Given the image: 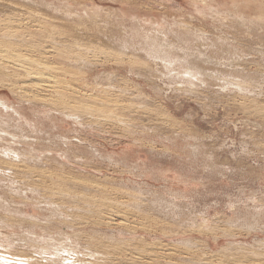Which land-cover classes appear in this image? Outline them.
Returning <instances> with one entry per match:
<instances>
[{
  "label": "rangeland",
  "instance_id": "rangeland-1",
  "mask_svg": "<svg viewBox=\"0 0 264 264\" xmlns=\"http://www.w3.org/2000/svg\"><path fill=\"white\" fill-rule=\"evenodd\" d=\"M195 1L0 0L56 68L26 90L0 76V152L21 155L0 161V238L33 258L64 240L89 264H264V0ZM74 99L91 107L79 118Z\"/></svg>",
  "mask_w": 264,
  "mask_h": 264
},
{
  "label": "bare ground",
  "instance_id": "bare-ground-1",
  "mask_svg": "<svg viewBox=\"0 0 264 264\" xmlns=\"http://www.w3.org/2000/svg\"><path fill=\"white\" fill-rule=\"evenodd\" d=\"M14 1V0H13ZM23 1V0H22ZM195 1V0H194ZM25 2V1H24ZM196 2V1H195ZM9 3V2H8ZM7 3V4H8ZM12 3H14V2H12ZM9 4V5H3V4H1V6L0 7H5V8H7V10L9 9L10 10V8H16L17 7V5H16V3L15 4ZM197 3H200L201 5H203V7H206L207 8V11H210V12H214V10L212 9V8H210V6H208L207 4H206V2H205V0H200L199 2H197ZM37 4V3H36ZM263 4V3H262ZM195 5V4H194ZM198 5V4H197ZM210 5V4H209ZM36 6V5H35ZM23 6H21L20 8H22ZM28 7V6H27ZM37 7V6H36ZM197 7V6H196ZM195 7V8H196ZM199 7V6H198ZM2 8V9H3ZM25 8H26V6H25ZM34 9V8H33ZM198 9V8H197ZM21 10H23V8L21 9ZM45 10V9H44ZM12 11V10H11ZM10 11V12H11ZM63 11V10H62ZM205 11V10H204ZM16 12V11H15ZM24 12H25V10H24ZM27 12V11H26ZM38 12V11H37ZM6 13V12H5ZM198 13V12H197ZM204 13V12H203ZM220 13V12H219ZM25 14V13H24ZM39 14V13H38ZM58 14V13H57ZM5 15V14H4ZM71 15V14H70ZM212 15V14H211ZM52 16V15H51ZM56 16V15H55ZM67 16V15H66ZM217 16V15H216ZM7 17V16H6ZM215 17V16H214ZM53 18V17H52ZM235 18V17H234ZM244 17L242 16V15H238V19H239V21H240V23H242L243 21L242 20H244L243 19ZM246 18V17H245ZM7 19H10V18H7ZM28 19H29V17H28ZM132 20H134V21H136V23H141L142 22V24L145 22V20H144V22L139 18V17H132L131 18ZM247 19V18H246ZM11 20V19H10ZM41 20V19H40ZM258 20H259V22L261 21V23L262 22H264V20H263V17L261 16V17H259L258 18ZM5 21H6V19H5ZM13 21V20H12ZM23 21V20H22ZM166 21V20H165ZM233 21V20H232ZM2 22H4V21H2ZM2 22H0V76H2V77H4V76H8L9 74L10 75H14L13 77H15L16 76V80H15V83L19 86V89L20 90H26V89H32V87H34V88H36L37 87V85L39 84V83H48L49 81L47 80V78L49 79V77H50V79L51 78H53L52 77V75L54 74V73H56V68L55 67H48V66H46L45 64H44V62H42L41 61V59H39V58H34L36 55V53L37 54H40V51H39V49L37 48V46H31L30 44H28L27 43V41H25V40H27V38L24 40V37H26L23 33H21L20 31H18V29H20L19 28V25H18V22H17V24H16V22H11V21H7V22H5V23H3L2 24ZM20 22V21H19ZM45 22V21H44ZM244 22H245V20H244ZM243 22V23H244ZM27 23V22H26ZM35 23V22H34ZM47 23V22H46ZM112 23V22H111ZM25 24V23H24ZM40 24V23H39ZM167 24V23H166ZM217 24V23H216ZM254 24V23H253ZM46 25V24H45ZM234 25H235V22H234ZM252 25V24H251ZM263 25V24H262ZM260 23H259V26H262ZM16 27H18V28H16ZM253 27V26H252ZM45 28V27H44ZM81 28V27H80ZM222 28V27H221ZM254 28V27H253ZM159 29V28H158ZM241 29V28H240ZM243 29V28H242ZM241 29V30H242ZM82 30V29H81ZM113 30V29H112ZM114 31V30H113ZM193 31V30H192ZM74 32V31H73ZM80 32V31H79ZM125 32V31H124ZM178 32V31H177ZM216 32V31H215ZM112 33V32H111ZM116 33V32H115ZM196 33V32H195ZM259 33V32H258ZM75 35V34H74ZM109 35V34H108ZM113 35V34H112ZM126 36V35H125ZM204 36V35H203ZM29 37V36H28ZM37 37V36H36ZM118 37H119V35H118ZM147 37V36H146ZM146 37H145V39H146ZM154 37V36H153ZM131 38V37H130ZM129 38V39H130ZM158 38V37H157ZM202 38V37H201ZM213 38V37H212ZM56 39V38H55ZM75 39V38H74ZM149 39H151V38H147L146 39V41L148 42V43H150V44H153V48L151 49V52H152V54H153V51L152 50H157V48H159L158 46L155 48L154 47V44L156 43V41H154L153 39L152 40H149ZM156 39V38H155ZM166 39V38H165ZM164 39V40H165ZM156 40H158V39H156ZM163 40V41H164ZM173 40V39H172ZM196 40V39H195ZM206 40V39H205ZM216 40V39H215ZM76 41V40H75ZM213 41V40H212ZM165 42V41H164ZM222 42V41H221ZM61 43V42H60ZM77 43V42H76ZM166 43V42H165ZM179 43V42H178ZM190 43V42H189ZM262 43V42H261ZM159 44V43H158ZM222 44V43H221ZM155 45H157V44H155ZM160 45H161V43H160ZM182 45V44H181ZM180 45V46H181ZM186 45V44H185ZM162 46V45H161ZM169 46V45H168ZM165 47V46H164ZM172 47H173V45H172ZM83 48V47H82ZM162 49H163V47H161ZM171 48V47H170ZM226 48V47H225ZM232 48H233V46H232ZM106 49V48H105ZM161 49V50H162ZM165 49H166V47H165ZM164 49V50H165ZM167 49H168V47H167ZM198 49V48H197ZM45 50V49H44ZM78 50V49H77ZM108 50V49H107ZM159 50V49H158ZM168 50H170V49H168ZM181 50V49H180ZM204 50V49H203ZM59 51V50H58ZM57 51V52H58ZM150 51V50H149ZM171 51V50H170ZM169 51V52H170ZM200 51V50H199ZM125 52V51H124ZM157 52V51H156ZM189 52V51H188ZM32 53H34V54H32ZM163 53V52H162ZM207 53V52H206ZM89 54V53H88ZM96 54V53H95ZM103 54V53H102ZM107 54V53H106ZM148 54V53H147ZM158 54V53H157ZM174 54V53H173ZM205 54V53H204ZM71 55V54H70ZM124 55V54H123ZM149 55H150V53H149ZM155 55V54H154ZM165 55V54H164ZM163 55V56H164ZM209 55V54H208ZM153 56V55H152ZM166 56H168V55H166ZM174 56H176V55H174ZM189 56V55H188ZM205 56V55H204ZM170 57V56H169ZM206 57H208V56H206ZM213 57V56H212ZM70 58V57H69ZM124 59V58H123ZM176 59V58H175ZM187 59H189V57L187 58ZM186 59V60H187ZM195 59V58H194ZM208 59V58H207ZM216 59V58H215ZM169 60V59H168ZM93 61V60H92ZM133 61V60H132ZM99 62V61H98ZM157 62V61H156ZM169 62V61H168ZM193 62V61H192ZM243 62V61H242ZM189 63H191V61L189 62ZM144 64V63H143ZM183 64V63H182ZM88 65H89V63H88ZM164 65H165V62H164ZM170 65V64H169ZM174 65V64H173ZM178 65V64H177ZM186 65V64H185ZM195 65V64H194ZM193 65V63H192V65L188 68V70L186 71V72H183V73H187L188 74V78H189V80H191V81H193V80H196L197 79V76H199L200 74H202V72L200 71V70H197L196 69V67ZM241 65V64H240ZM243 66V65H242ZM135 67V66H134ZM148 67V66H147ZM146 67V68H147ZM157 67V66H156ZM170 67H171V65H170ZM149 68V67H148ZM168 68V67H167ZM199 68V67H198ZM201 69V68H200ZM203 69V68H202ZM207 69V68H206ZM214 69V68H213ZM204 70V69H203ZM220 70V69H219ZM230 71V70H229ZM239 71V70H238ZM151 72V71H150ZM181 72V71H180ZM205 72V71H204ZM216 72V71H215ZM237 72V71H236ZM158 73V72H157ZM163 74V73H162ZM243 74V73H242ZM55 75V74H54ZM145 75V74H144ZM215 75V74H214ZM222 75V74H221ZM223 75H224V73H223ZM252 75V74H251ZM259 75V74H258ZM142 76V75H141ZM146 76H147V73H146ZM247 76V75H246ZM149 77V76H148ZM172 77V76H171ZM248 77V76H247ZM256 77V76H255ZM185 79V78H184ZM193 79V80H192ZM223 79V78H222ZM250 79V78H249ZM8 80V79H7ZM11 80V79H10ZM148 80V79H147ZM182 80V79H181ZM213 80V79H212ZM38 82V83H34V82ZM152 81V80H151ZM166 81V80H165ZM177 81V80H176ZM253 81V80H252ZM57 82V80L56 81H53V83H56ZM84 82V81H83ZM212 82V81H211ZM180 83V82H179ZM184 83V82H183ZM214 83V82H213ZM226 83V82H225ZM231 83V82H230ZM240 83V82H239ZM152 84V83H151ZM192 84V83H191ZM196 84H197V82H196ZM227 84V83H226ZM241 84V83H240ZM262 84V83H261ZM35 85H36V87H35ZM97 85V84H96ZM194 85V84H193ZM212 85V84H211ZM215 85H217V84H215ZM42 86V85H41ZM183 86V85H182ZM243 86V85H242ZM248 86V85H247ZM250 86V85H249ZM42 88V87H41ZM40 88V89H41ZM52 88V87H51ZM154 88V87H153ZM182 88V87H181ZM213 88V87H212ZM256 88V87H255ZM39 89V90H40ZM239 89V88H238ZM252 89V88H251ZM259 89V88H258ZM157 90V89H156ZM188 90V89H187ZM196 90H197V88H196ZM247 90V89H246ZM254 90V89H253ZM41 91V90H40ZM109 91V90H108ZM113 91V90H112ZM197 91H199V90H197ZM204 91V90H203ZM219 91V90H218ZM234 91V90H233ZM249 91V90H248ZM255 91V90H254ZM125 92V91H124ZM241 92V91H240ZM31 93V92H30ZM57 97H62L61 95H60V93L58 92V91H54L53 92ZM195 93V92H194ZM206 93V92H205ZM225 93V92H224ZM260 93V92H259ZM73 94H74V92H73ZM226 94V93H225ZM76 95V94H75ZM111 95V94H110ZM64 96V95H63ZM197 96V95H196ZM14 97V96H13ZM250 97V96H249ZM16 98V97H15ZM77 98V97H76ZM84 99V98H83ZM90 98L89 97H85V101L86 102H89L88 100H89ZM22 101V100H21ZM91 102V101H90ZM29 103V102H28ZM31 103V102H30ZM147 103V102H146ZM95 104H97V103H95ZM101 106V105H100ZM119 107V106H118ZM67 108V107H66ZM69 109H71L68 113H67V115H69L70 117H74V118H76V117H78V113H80V112H82V111H89L90 110V106L88 105V104H85V103H83L82 102V100H81V102L80 101H77L76 99H74V101H73V103L71 104V106H69L68 107ZM116 108V107H115ZM253 109V108H252ZM5 111V112H8L9 110H10V108L8 107V105L5 103V101H3V100H1L0 99V111ZM254 110V109H253ZM11 112H13L14 113V115H17V116H19L20 114H18L15 110H13V109H11ZM64 112V111H63ZM259 112V111H258ZM255 113H256V111H255ZM143 114H144V112H143ZM253 114H254V112H253ZM13 115V116H14ZM148 115V114H147ZM257 115H259V114H257ZM260 116V115H259ZM79 118V117H78ZM125 118V117H124ZM136 119V118H135ZM76 121V120H75ZM136 121V120H135ZM18 123V122H17ZM127 124V123H126ZM5 128V127H4ZM261 128V127H260ZM1 129V128H0ZM9 130V129H8ZM254 131V130H253ZM1 132V131H0ZM12 132V131H11ZM16 132V131H15ZM47 132V131H46ZM259 132V131H258ZM2 133V132H1ZM6 133V132H5ZM12 134V133H11ZM22 135V134H21ZM38 136V135H37ZM30 137V136H29ZM18 138V137H17ZM22 138V137H21ZM1 139V138H0ZM250 139V138H249ZM252 139V138H251ZM22 141V140H21ZM37 144V143H36ZM48 144V143H47ZM51 145H52V143H51ZM50 146V145H49ZM96 147V146H95ZM52 148H54V146L52 147ZM11 152H10V154H9V152H0V161L3 163V164H5L6 166H10L11 168H13L14 166L16 167V165L17 164H15V163H12L13 162V154L15 153V155L14 156H16V157H18V155H20V154H18L17 152H14L13 150H10ZM81 153V152H80ZM72 154V153H71ZM3 155V156H2ZM21 156V155H20ZM19 156V157H20ZM74 156V155H73ZM42 157V156H41ZM83 158V157H82ZM20 159H22V158H20ZM19 159V160H20ZM111 159V158H110ZM32 160V159H31ZM42 160V159H41ZM15 161V160H14ZM110 161V160H109ZM0 162V163H1ZM18 162V161H17ZM20 163H21V161H19ZM26 162V161H25ZM34 162V161H33ZM109 163V162H108ZM23 164V163H22ZM29 164V163H28ZM24 165H26V164H24ZM24 165H22V166H24ZM38 165V164H37ZM20 166V165H19ZM47 166V165H46ZM32 167V166H31ZM38 167H40V166H38ZM7 168V167H6ZM5 168V169H6ZM21 168V167H20ZM23 168H26V166H24ZM22 168V169H23ZM30 168V167H29ZM33 168H35V167H33ZM37 168V167H36ZM12 170V169H11ZM3 171H4V169H3ZM21 171V170H20ZM19 171V172H20ZM15 172V171H14ZM18 172V171H17ZM23 172V171H22ZM3 173V172H2ZM5 173V172H4ZM30 173V172H29ZM29 173L28 172H24L23 173V175L25 174V177L27 176L28 177V175H29ZM20 174V173H19ZM43 175V174H42ZM30 176V175H29ZM44 176V175H43ZM34 177V176H33ZM31 178H32V176H31ZM50 178V177H49ZM4 179V178H3ZM64 179V178H63ZM9 180V179H8ZM58 181V180H57ZM67 182V181H66ZM11 183V182H10ZM13 183V182H12ZM94 183V182H93ZM15 184V183H14ZM10 185V184H9ZM11 186V185H10ZM69 186V185H68ZM67 186V187H68ZM72 186V185H71ZM70 186V187H71ZM125 186V185H124ZM12 187V186H11ZM18 187V186H17ZM16 187V188H17ZM29 187V186H28ZM93 187V186H92ZM25 188V187H24ZM40 188V187H39ZM72 188V187H71ZM70 188V189H71ZM12 189V188H11ZM20 189V188H19ZM26 189V188H25ZM28 189V188H27ZM76 189V188H75ZM74 189V190H75ZM16 190V189H15ZM76 190H78V189H76ZM127 190V189H126ZM135 190V189H134ZM35 191H36V189H35ZM79 191V190H78ZM91 191V190H90ZM9 192V191H8ZM23 192V191H22ZM81 192V191H80ZM26 193V192H25ZM40 193V192H39ZM83 193V192H82ZM90 193V192H89ZM40 195V194H39ZM54 195V194H53ZM61 195V194H60ZM99 195V194H98ZM108 195V194H107ZM153 195V194H152ZM11 196V195H10ZM37 197H39V196H37ZM44 197V196H43ZM42 197V198H43ZM54 197H55V195H54ZM57 197H59V196H57ZM61 197V196H60ZM56 198V197H55ZM98 198V197H97ZM151 198V197H150ZM22 199V198H21ZM59 199V198H58ZM72 199V198H71ZM74 199H76V198H74ZM74 199H72V200H74ZM82 199H83V197H82ZM68 200V199H67ZM77 201H79L78 199H76ZM97 200V199H96ZM158 200V199H157ZM13 201V200H12ZM64 201H66V200H64ZM166 201V200H165ZM2 202V201H1ZM151 202V201H150ZM159 202V201H158ZM25 203V202H24ZM33 203V202H32ZM35 203V202H34ZM48 203V202H47ZM142 203H143V201H142ZM152 203V202H151ZM156 203V202H155ZM161 203V202H160ZM28 204V203H27ZM54 204V203H53ZM53 204H51L50 203V207H52L51 205H53ZM174 204V203H173ZM112 205V204H111ZM140 205V204H139ZM156 205V204H155ZM154 205V206H155ZM163 205H164V203H163ZM88 206V205H87ZM90 206V205H89ZM113 206V205H112ZM152 206V205H151ZM165 206V205H164ZM167 206V205H166ZM38 207H39V205H38ZM162 207V206H161ZM175 207V206H174ZM13 208V207H12ZM58 209H59V212H61L60 211V208L59 207H57ZM56 208V209H57ZM94 208V207H93ZM144 208V207H143ZM65 209V208H64ZM90 209V208H89ZM92 209V208H91ZM51 210H52V208H51ZM62 210V209H61ZM114 210V209H113ZM112 210V211H113ZM130 210V209H129ZM24 211V210H23ZM37 211V210H36ZM49 211H50V209H49ZM57 211V210H56ZM65 211V210H64ZM78 211V210H77ZM163 211V210H162ZM171 211V210H170ZM179 211V210H178ZM183 211V210H182ZM181 211V212H182ZM4 212V211H3ZM8 212V211H7ZM59 212H57V213H59ZM137 212V211H136ZM150 212V211H149ZM155 212V211H154ZM53 213V212H52ZM162 213V212H161ZM164 213V212H163ZM174 213V212H173ZM60 214V213H59ZM62 214V213H61ZM87 214V213H86ZM158 214V213H157ZM167 214V213H166ZM64 215V214H63ZM92 215V214H91ZM152 215V214H151ZM9 216V215H8ZM49 216V215H48ZM61 216V215H60ZM102 216V215H101ZM168 217V216H167ZM173 217V216H172ZM176 217V216H175ZM67 218V217H66ZM160 218V217H159ZM174 218V217H173ZM63 219H64V217H63ZM147 219V218H146ZM165 219V218H164ZM181 219V218H180ZM4 220V219H3ZM3 220H2V222H3ZM8 220V219H7ZM170 220V219H169ZM179 220V219H178ZM68 221H69V219H68ZM167 221H168V219H167ZM20 222L21 221H19V224H20ZM33 222H34V220H33ZM23 223H24V221H23ZM58 223V222H57ZM18 224V223H17ZM26 224H29V223H26ZM35 224V223H34ZM33 224V225H34ZM38 224V223H37ZM80 224V223H79ZM186 224V223H185ZM13 225V224H12ZM24 225V224H23ZM32 225V224H31ZM30 225V226H31ZM43 225V224H42ZM66 225V224H65ZM129 225V224H128ZM20 226V225H19ZM22 226V225H21ZM27 226V225H26ZM25 226V227H26ZM35 226H36V224H35ZM34 226V227H35ZM46 226V225H45ZM45 226H43V227H45ZM58 226V225H57ZM60 226V225H59ZM205 226V225H204ZM34 227H33V229H34ZM42 227V228H43ZM61 228V227H60ZM10 229H12V228H10ZM32 229V230H33ZM73 229V228H72ZM250 229V228H249ZM248 230V229H247ZM6 231V230H5ZM58 231V230H57ZM250 231V230H249ZM27 232V231H26ZM29 233H30V231H29ZM32 233V232H31ZM31 233H30V235H31ZM45 233V232H44ZM55 233V232H54ZM50 235V234H49ZM44 236V235H43ZM5 237V236H4ZM67 237V236H66ZM16 238V237H15ZM33 238H35V237H33ZM49 238V237H48ZM59 238L60 239H65V240H67V238H64V235L63 234H60L59 235V237L57 238L58 240H59ZM228 238V237H227ZM27 240V239H26ZM61 241V240H60ZM215 241V240H214ZM14 242V240L13 239H9V238H0V246H4V248L5 249H7V250H9L11 253H13V257L16 259V257H18L14 262H12L13 261V258L12 257H9V259L11 260V262L9 263V262H7V261H9V260H7L5 257H4V255H1L0 256V264H78V263H80V264H89L88 262H85V261H83V260H81L77 255H76V252H74V250L71 248V251L73 252V254L74 255H76V256H74L75 258H73V260H67L68 259V257L67 258H64L61 254H60V252H63L64 250H66V246H64L63 245V243H61V242H64V240L63 241H61L60 243H58V245H60V247L59 248H54L53 249V247L55 246V244H53L52 243V241L51 240H43V242L41 243V245H40V247H39V249L41 250V251H43L44 252V254L47 256V257H37V258H33L30 254H28V252L27 251H22L21 249H20V246L19 245H17V246H15L14 244L15 243H13ZM28 242V241H27ZM32 242V241H31ZM92 242H94V241H92ZM118 242V241H117ZM20 243V242H19ZM118 244V243H117ZM127 244V243H126ZM27 245V244H26ZM34 245V244H33ZM32 247V249L33 248H35L34 246H32V245H29V247ZM198 247V246H197ZM88 248V247H87ZM92 247H89L88 249H91ZM37 249V248H36ZM200 249V248H199ZM24 250V249H23ZM29 250V249H28ZM31 250V249H30ZM61 250V251H60ZM40 251V252H41ZM85 251H87V250H85ZM160 251V250H159ZM204 251V250H203ZM232 251V250H231ZM32 252H34L33 250H32ZM39 252V251H38ZM38 252H36V253H38ZM39 252V253H40ZM67 252V251H66ZM116 252V251H115ZM146 252V251H145ZM228 252V251H227ZM238 252V251H237ZM38 253V254H39ZM68 253V252H67ZM87 254L86 255H83L82 257H85L86 258V256H88V258L90 257V258H93V259H101V261H102V259H105L106 257L104 256V254H102V255H100L99 253H97V252H93V251H87L86 252ZM37 254V255H38ZM43 254V255H44ZM144 254V253H143ZM192 254V253H191ZM40 255H42V254H40ZM127 255V254H126ZM125 255V256H126ZM255 255V254H254ZM65 256V255H64ZM104 256V257H103ZM1 257H3V258H5V259H1ZM253 257H255V256H253ZM121 258V257H120ZM258 258V257H257ZM252 260V259H251ZM68 261V262H67ZM64 262H67V263H64Z\"/></svg>",
  "mask_w": 264,
  "mask_h": 264
}]
</instances>
